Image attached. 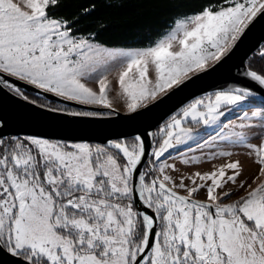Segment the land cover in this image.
Listing matches in <instances>:
<instances>
[{
  "label": "snow or ice",
  "instance_id": "snow-or-ice-1",
  "mask_svg": "<svg viewBox=\"0 0 264 264\" xmlns=\"http://www.w3.org/2000/svg\"><path fill=\"white\" fill-rule=\"evenodd\" d=\"M134 44L96 13L124 0H0V255L10 264H264V37L162 122L102 136L217 71L264 0H170Z\"/></svg>",
  "mask_w": 264,
  "mask_h": 264
},
{
  "label": "water",
  "instance_id": "water-1",
  "mask_svg": "<svg viewBox=\"0 0 264 264\" xmlns=\"http://www.w3.org/2000/svg\"><path fill=\"white\" fill-rule=\"evenodd\" d=\"M264 37V21H258L245 39L240 43L235 51L232 59L225 63L217 71L202 76L199 80L193 81L186 88L175 94L164 98L163 100L151 106L147 112L135 118L133 121L121 117H113L110 120H72L67 118L53 128L28 129V130H45L53 131L57 134H76L102 136L105 134L128 131L131 127H146L149 124L162 122L167 118L168 114L187 97L198 95L201 89L211 90L213 86L222 83L230 74H234L236 69L232 68V64L238 63L245 53L251 55L249 49L253 44ZM12 101L0 96V113H10ZM0 264H10L7 256L0 255Z\"/></svg>",
  "mask_w": 264,
  "mask_h": 264
},
{
  "label": "trees",
  "instance_id": "trees-1",
  "mask_svg": "<svg viewBox=\"0 0 264 264\" xmlns=\"http://www.w3.org/2000/svg\"><path fill=\"white\" fill-rule=\"evenodd\" d=\"M88 3V0H79ZM195 3L196 0H191ZM99 4V0H97ZM170 0H124V7L102 8L96 15L108 20L109 28L102 38L114 44H134L143 40L149 32L164 27L173 14Z\"/></svg>",
  "mask_w": 264,
  "mask_h": 264
}]
</instances>
